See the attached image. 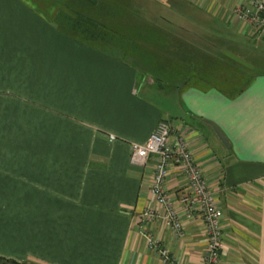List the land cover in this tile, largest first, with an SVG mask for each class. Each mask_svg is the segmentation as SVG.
I'll return each instance as SVG.
<instances>
[{
    "label": "crops",
    "instance_id": "0c3cea01",
    "mask_svg": "<svg viewBox=\"0 0 264 264\" xmlns=\"http://www.w3.org/2000/svg\"><path fill=\"white\" fill-rule=\"evenodd\" d=\"M136 1L0 0V255L34 264H200L206 225L185 214L175 170L166 187L180 233L160 207L141 225L146 206H157L154 155L135 165L130 143L166 119L186 130L215 188L224 240L217 264H264V71L234 88L232 70L244 69L193 26L186 36L175 30L177 18L163 17L173 29L160 25L153 47L147 0ZM187 1L202 9V22L242 32L230 13L239 0ZM145 233L168 249L167 262Z\"/></svg>",
    "mask_w": 264,
    "mask_h": 264
},
{
    "label": "built area",
    "instance_id": "2783aa9c",
    "mask_svg": "<svg viewBox=\"0 0 264 264\" xmlns=\"http://www.w3.org/2000/svg\"><path fill=\"white\" fill-rule=\"evenodd\" d=\"M230 13L241 24L242 32L264 38V0H239L230 9ZM151 153L154 159L149 192L157 206H146L141 214V225L144 226L143 223H146L147 219L159 216L160 207L163 209L166 224L175 234L180 233L183 221L166 187L168 174L175 170L185 188L178 196L185 214L191 216L197 213L206 225L207 238L200 264H217L224 244L220 222L222 209L213 184L204 174L203 167L191 150L186 130H176L170 120L159 119L145 140L130 143L129 160L135 165L146 166ZM146 238L149 245L167 262L168 249L160 246L154 237H147L146 234Z\"/></svg>",
    "mask_w": 264,
    "mask_h": 264
},
{
    "label": "rangeland",
    "instance_id": "374dc122",
    "mask_svg": "<svg viewBox=\"0 0 264 264\" xmlns=\"http://www.w3.org/2000/svg\"><path fill=\"white\" fill-rule=\"evenodd\" d=\"M140 0H137V5ZM180 1V2H179ZM174 0H147V31L153 30L157 34L154 36L150 41L147 40V42H151V45L157 49L160 48V43L163 40V38L159 39V33L161 31L160 25L167 29L171 30L173 28L172 23H166L162 19L163 17L175 21V18H177L178 22L181 24L180 27L174 28L178 32H180L182 35L186 36L189 33L188 28H191L190 26H193V34H198L197 36H203L202 39L204 41H212L215 46L217 47L218 51L221 52L222 48H227L233 51L234 53L238 54L239 56L243 57L247 61H249L251 64L254 65L253 69H250L244 65H242L239 62H235L239 67H242L243 74L242 76H235L238 75V72L235 70H232V73L235 75H232V79L236 78V84L234 88H239L240 86L246 84L248 78L247 76L253 75L259 71H264V38H258L255 35H250L248 33L239 32L238 27L233 26L231 23H211L207 24V22H202L201 20L195 18V15H203L199 13L196 9L199 11H202V9L198 8L197 6H193L190 2L187 0H176L178 3V7H176L174 4H172ZM142 6V4H141ZM197 20H193L194 18ZM151 19L153 21H151ZM174 24V23H173ZM166 25H169L167 27ZM190 25V26H189ZM183 27V28H182ZM151 32V31H149ZM185 39V37H183ZM193 39V38H192ZM197 39V38H196ZM194 40V39H193ZM192 40V42H193ZM197 41V45L205 44V42ZM196 42V41H194ZM202 42V43H201ZM185 44V43H184ZM170 45V41H168L167 46ZM156 57L158 58V55L156 54ZM189 62L188 60H185ZM183 62V61H182ZM182 62L180 65L183 67ZM179 65V61H178ZM174 74L176 72V65L171 70ZM178 81L176 78L171 77V82L175 83ZM175 85V84H174ZM176 86H169V90L174 89ZM218 263V261H217Z\"/></svg>",
    "mask_w": 264,
    "mask_h": 264
},
{
    "label": "water",
    "instance_id": "95a60500",
    "mask_svg": "<svg viewBox=\"0 0 264 264\" xmlns=\"http://www.w3.org/2000/svg\"><path fill=\"white\" fill-rule=\"evenodd\" d=\"M223 54H225L226 56H228L229 58L233 59L234 61H237L239 63H241L242 65L253 69L254 65L251 64L249 61H247L246 59H244L243 57L239 56L238 54L234 53L233 51H231L230 49L227 48H222L221 51ZM207 122H209L211 124V126L213 127L214 131L216 132V134L218 135V137L221 139V141L225 144L229 146V141L226 137V135L224 134V132L222 131V129L212 120L206 119Z\"/></svg>",
    "mask_w": 264,
    "mask_h": 264
},
{
    "label": "trees",
    "instance_id": "16d2710c",
    "mask_svg": "<svg viewBox=\"0 0 264 264\" xmlns=\"http://www.w3.org/2000/svg\"><path fill=\"white\" fill-rule=\"evenodd\" d=\"M149 31H151V32H149ZM149 31H147V33L150 34V35H148L149 37H147V40L148 39L151 40L154 36L157 35V34H154L153 35V33H155L153 30H149ZM159 36H162V34H160ZM168 41H171V40L169 39ZM171 45H169V49L172 48ZM187 58H189V56H187ZM0 264H34V263L27 262L25 260H17V259L11 258V257H7V256L0 255Z\"/></svg>",
    "mask_w": 264,
    "mask_h": 264
}]
</instances>
